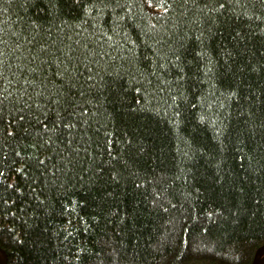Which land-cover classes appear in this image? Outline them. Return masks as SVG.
<instances>
[{
    "label": "trees",
    "instance_id": "16d2710c",
    "mask_svg": "<svg viewBox=\"0 0 264 264\" xmlns=\"http://www.w3.org/2000/svg\"><path fill=\"white\" fill-rule=\"evenodd\" d=\"M262 245L264 0H0L7 264Z\"/></svg>",
    "mask_w": 264,
    "mask_h": 264
},
{
    "label": "water",
    "instance_id": "95a60500",
    "mask_svg": "<svg viewBox=\"0 0 264 264\" xmlns=\"http://www.w3.org/2000/svg\"><path fill=\"white\" fill-rule=\"evenodd\" d=\"M0 264H7V256L4 250H2L1 248H0ZM251 264H264V245L260 246L257 249Z\"/></svg>",
    "mask_w": 264,
    "mask_h": 264
},
{
    "label": "bare ground",
    "instance_id": "6f19581e",
    "mask_svg": "<svg viewBox=\"0 0 264 264\" xmlns=\"http://www.w3.org/2000/svg\"><path fill=\"white\" fill-rule=\"evenodd\" d=\"M252 263V262H251Z\"/></svg>",
    "mask_w": 264,
    "mask_h": 264
}]
</instances>
